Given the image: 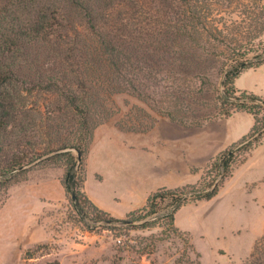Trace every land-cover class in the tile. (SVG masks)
Instances as JSON below:
<instances>
[{"label": "trees", "instance_id": "obj_1", "mask_svg": "<svg viewBox=\"0 0 264 264\" xmlns=\"http://www.w3.org/2000/svg\"><path fill=\"white\" fill-rule=\"evenodd\" d=\"M240 1L0 0V187L7 191L25 180L32 168L45 162L59 166L63 161L61 181L76 221L89 231L126 223L130 220L99 209L84 190L93 130L114 114V96L133 95L159 115L175 119L157 95L171 89L176 101L192 106L211 90L220 103L218 114L245 111L253 115L254 123L245 136L211 160L204 172L214 171L211 179L202 182V176L198 184L158 188L137 210L155 213L157 201L167 197L168 222L177 231L175 212L186 202L217 195L234 167L264 136V118L256 116L264 111V97L233 86L242 71L264 61V53L254 55L256 60L246 56L252 49H264V36L256 46H246L264 35V0ZM236 9L244 14V22L228 23L221 16ZM254 13L260 21L256 30ZM216 82L222 85L220 90ZM187 121L178 120L192 124L205 120ZM25 144L30 147L21 150ZM182 257L186 264H202L189 238L183 240L179 264ZM237 264H264V228Z\"/></svg>", "mask_w": 264, "mask_h": 264}, {"label": "crops", "instance_id": "obj_2", "mask_svg": "<svg viewBox=\"0 0 264 264\" xmlns=\"http://www.w3.org/2000/svg\"><path fill=\"white\" fill-rule=\"evenodd\" d=\"M262 72L264 61L256 68L242 71L233 80V86L260 95L257 83ZM237 115L249 118L243 124ZM253 123V115L245 111L200 124L162 117L143 132L123 130L115 120L101 123L93 130L86 166L94 146L98 147V159L103 166L90 183L85 178V193L110 216L125 218L142 208L158 188L198 183L211 160L245 136ZM256 154L260 159L258 168L264 172V136L245 160L234 167L217 195ZM63 171L60 166H37L28 171L25 180L9 186L0 203V264H81L87 258V250L105 247L100 234L73 227L67 219L66 212L72 211L61 181ZM191 205L198 206L186 203L174 215L175 225L189 233L190 214L181 218L180 225L176 215Z\"/></svg>", "mask_w": 264, "mask_h": 264}, {"label": "rangeland", "instance_id": "obj_3", "mask_svg": "<svg viewBox=\"0 0 264 264\" xmlns=\"http://www.w3.org/2000/svg\"><path fill=\"white\" fill-rule=\"evenodd\" d=\"M237 10L230 16L226 12H222L221 16H224L228 23L233 21L242 23L245 18L244 14ZM254 11L258 13L257 8ZM255 13L252 28L256 30L259 28L260 21ZM213 15L218 16L219 14L217 11H213ZM263 36V33L257 35L246 46L251 44L256 46ZM263 53L264 49H252L246 56L256 60L254 55ZM218 60L220 61L222 58L219 57ZM260 74L257 89L260 92L259 96L264 97V72ZM203 81L208 82V77L204 76ZM215 84L218 90L222 88L220 83L216 82ZM161 91L165 92L166 90L161 89ZM168 91L156 97L159 104L166 106L175 119L159 115L142 100L122 92L114 96L117 109L110 120H115L116 123L124 127L132 126L139 131L143 126L162 117L175 121L182 118L188 120L187 122L223 117L217 113L220 103L216 99V93L211 90H206L204 97L194 100L192 106L176 101L175 93L171 89ZM213 107H216L217 110L206 115L205 112ZM237 116H241L239 120L243 124L249 118L248 115ZM256 116L261 120L264 118V111H257ZM29 147V144H25L21 150H27ZM137 149L140 151V146H137ZM98 154V147L94 146L90 150L86 166L88 183L91 182L95 172L103 166L98 159ZM61 162L59 166L64 167L63 161ZM259 163L260 159L256 154L246 166L240 168L232 179L224 184L219 194L213 199L198 201V206H186L178 212L176 215L178 225L181 224L182 217L190 214L192 220L190 233L180 230L175 225V221L174 226L177 231L170 227L167 216L170 200L166 197L157 201L155 213L147 214L145 211H137L134 215L125 217L130 221L119 226L111 229L99 227L92 230L102 236L105 247L99 249L97 246V248L93 247L87 250V258H84L81 264H179L178 259L185 238H189L200 253L202 264H237L249 254L255 239L261 235L264 228V172H261V167L258 168ZM39 166H51V163L45 162ZM208 167L205 171H208ZM203 176L202 182L208 181L214 176V171L210 169L209 173L205 175L203 173ZM6 196V189L0 187V203ZM186 203H192V201ZM136 216L139 217L135 218ZM66 217L73 227L84 228L79 221H76V218H73L72 212L67 211ZM118 235H122L120 243L114 241V237ZM94 245L96 246V244ZM181 263L186 264L184 257H182ZM47 264H53V262Z\"/></svg>", "mask_w": 264, "mask_h": 264}, {"label": "built area", "instance_id": "obj_4", "mask_svg": "<svg viewBox=\"0 0 264 264\" xmlns=\"http://www.w3.org/2000/svg\"><path fill=\"white\" fill-rule=\"evenodd\" d=\"M217 177H218V176H217ZM99 227H100V226H97L96 228H99ZM121 237H122V235H120V236H119V235H118V236H115V237H114V241L120 243L121 240H122Z\"/></svg>", "mask_w": 264, "mask_h": 264}, {"label": "water", "instance_id": "obj_5", "mask_svg": "<svg viewBox=\"0 0 264 264\" xmlns=\"http://www.w3.org/2000/svg\"><path fill=\"white\" fill-rule=\"evenodd\" d=\"M77 154L79 155V152L77 151Z\"/></svg>", "mask_w": 264, "mask_h": 264}]
</instances>
